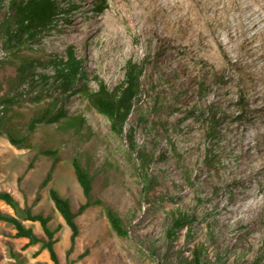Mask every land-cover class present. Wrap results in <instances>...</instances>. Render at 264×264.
Masks as SVG:
<instances>
[{
    "label": "rangeland",
    "instance_id": "rangeland-1",
    "mask_svg": "<svg viewBox=\"0 0 264 264\" xmlns=\"http://www.w3.org/2000/svg\"><path fill=\"white\" fill-rule=\"evenodd\" d=\"M11 1L0 0V191L63 224L61 264L71 231L50 189L75 209L84 201L76 157L104 204L78 216L72 264H195L198 246L203 264H264V0H57L60 16L23 45L3 36L5 21L17 29ZM72 51L84 76L64 88L55 66ZM129 63L133 108L118 133L85 91L101 80L119 92ZM61 109L65 118L36 124L32 147L10 142V124L26 135L33 119ZM46 148L62 160L44 186ZM0 209L13 214L2 200ZM183 214L192 220L170 236ZM26 224L44 236L38 222ZM15 232L0 221V264L51 263Z\"/></svg>",
    "mask_w": 264,
    "mask_h": 264
},
{
    "label": "trees",
    "instance_id": "trees-1",
    "mask_svg": "<svg viewBox=\"0 0 264 264\" xmlns=\"http://www.w3.org/2000/svg\"><path fill=\"white\" fill-rule=\"evenodd\" d=\"M10 7L14 11L17 29L14 31L8 24V21H5L3 23V36L6 43L15 42L20 45L25 44L31 37H34L41 28L50 27L55 19L60 16V12L63 11V9L59 7L57 0H13L10 3ZM15 55H17L16 52ZM57 64L58 65L55 66V81L60 83L64 88H67L74 78L80 75L84 76L81 63L76 58L73 51L66 60L60 59ZM136 71L135 64L129 63L127 84L122 87L119 92L111 91L101 80H99V86L96 91H85L92 106L95 107L99 113L108 118L112 128L118 131V133L122 132V124L125 123L133 108L132 99L135 94L138 76ZM42 76L44 79L52 78L46 74H42ZM255 110L257 109L255 108ZM48 114L49 112L46 111L42 113L40 117L33 119L28 125V133L26 135H21L14 131V124H10V131L8 132L10 142L17 148H30L32 147L30 134L34 131L36 124L45 122V120L54 123L66 117V113L63 109L56 114L50 116H48ZM80 117L83 118V115ZM78 122L80 121L78 120ZM212 132L213 131H211V133ZM41 154L50 157L53 161L51 170L43 182L45 186L51 180V173L57 163L61 162L62 158L56 149L46 148L41 151ZM72 164L84 198V201L78 208L75 209L70 200L63 197L56 189H50V196L54 202L55 208L62 216L64 224L71 231L69 247L66 251V264L73 263L71 261V255L75 250L76 241L80 234V228L77 223L78 216L92 206L104 204L100 199H94L93 178L89 171L77 157L72 160ZM0 200L4 201L13 210L12 214L0 209V221L7 222L14 226L16 229L14 236L16 238L28 239L29 245L40 243L41 248L48 251L51 263L45 262L40 264H61L55 245L58 242V237H56V235L62 230L63 224H58L56 227H53L50 216L41 212H34L31 208L22 206L19 200L8 191H0ZM104 210L112 229L119 236L127 237L128 230L119 212L111 206H105ZM190 220H192V218L189 215H180L175 220L173 228L168 231L169 235H173L174 230L184 224L186 225ZM26 222H38L44 232V236L37 234L34 227L28 226ZM197 248L198 249L194 252V263L203 264L205 250L199 246Z\"/></svg>",
    "mask_w": 264,
    "mask_h": 264
}]
</instances>
